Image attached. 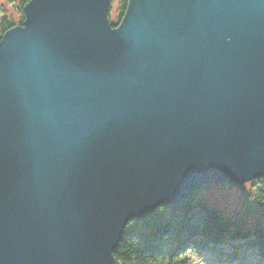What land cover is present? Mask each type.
Wrapping results in <instances>:
<instances>
[{"label":"water","instance_id":"95a60500","mask_svg":"<svg viewBox=\"0 0 264 264\" xmlns=\"http://www.w3.org/2000/svg\"><path fill=\"white\" fill-rule=\"evenodd\" d=\"M110 3L0 39V264H115L129 222L264 178V0Z\"/></svg>","mask_w":264,"mask_h":264},{"label":"trees","instance_id":"16d2710c","mask_svg":"<svg viewBox=\"0 0 264 264\" xmlns=\"http://www.w3.org/2000/svg\"><path fill=\"white\" fill-rule=\"evenodd\" d=\"M29 1L13 2L17 19L0 17V39L21 26ZM115 1L116 17L111 20L108 15L112 27L127 4V0H111V5ZM209 187L177 205L157 209L147 223H129L113 253L116 264H193V259L200 264H264V179L251 182L248 193L241 196L242 214L237 219L224 217L202 199Z\"/></svg>","mask_w":264,"mask_h":264},{"label":"rangeland","instance_id":"374dc122","mask_svg":"<svg viewBox=\"0 0 264 264\" xmlns=\"http://www.w3.org/2000/svg\"><path fill=\"white\" fill-rule=\"evenodd\" d=\"M17 0H0V17L5 15L13 19L18 16L13 9V2ZM117 2L115 1L109 10L110 19H114L117 14ZM250 183H244L240 186L234 185H214L209 187L207 191L202 192L204 200L215 210L220 212L224 217L237 219L241 216V196L248 193ZM248 223L252 222L251 218H247ZM193 264H200L196 259L192 260Z\"/></svg>","mask_w":264,"mask_h":264},{"label":"bare ground","instance_id":"6f19581e","mask_svg":"<svg viewBox=\"0 0 264 264\" xmlns=\"http://www.w3.org/2000/svg\"><path fill=\"white\" fill-rule=\"evenodd\" d=\"M110 7H111V3H110ZM109 10H110V9H109ZM11 29H12V28H11ZM260 179H262V178H260ZM263 179H264V178H263ZM252 182H253V181H252ZM249 183H251V182H249ZM215 185H219V186H221L220 184H215ZM231 185H234V186H240V185H242V184L237 183V184H231ZM212 186H214V185H210V187H212ZM207 187H209V186H204V187H202V188H200V189H198V190H196V191H200V190H202L203 188H207ZM203 192H204V191H203ZM201 195H202V194H201ZM191 196H192V195H191ZM191 196H190V197H191ZM202 199H204L203 196H202ZM158 209H160V208H158ZM156 210H157V209H156ZM156 210H155V211H156ZM152 214H153V213H152ZM152 214H150V215H148V216H146V217H144V218H142V219H137V221H143V222L147 223V222H148L147 219H148ZM174 216H175V219H176V218L178 219V216H176V215H174ZM133 221H136V220H133ZM131 222H132V221H131ZM131 222H129V223H131ZM129 223H128V224H129ZM128 224H127V225H128ZM142 237H144V235H141V238H142ZM119 243H120V242H119ZM119 243H118V245H119ZM118 245H117V246H118ZM117 246H116V248H117ZM116 248H115V249H116ZM115 249H114V250H115ZM113 253H114V251L112 252V258H113ZM113 259H114V258H113ZM114 262H115V260H114ZM115 264H116V262H115Z\"/></svg>","mask_w":264,"mask_h":264}]
</instances>
